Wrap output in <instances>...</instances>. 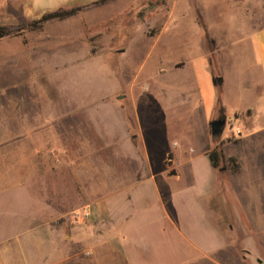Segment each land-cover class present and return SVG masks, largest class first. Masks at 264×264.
I'll return each instance as SVG.
<instances>
[{
	"label": "rangeland",
	"instance_id": "1",
	"mask_svg": "<svg viewBox=\"0 0 264 264\" xmlns=\"http://www.w3.org/2000/svg\"><path fill=\"white\" fill-rule=\"evenodd\" d=\"M243 1L96 0L35 27L21 16L0 26V264H97L80 231L49 234L44 223V234H37L46 210L42 197L54 190L34 188L25 167L52 168L46 178L57 183L66 209L52 225L63 232L95 224L91 190L102 186L104 176L149 172L144 151L154 167L164 168L166 150L178 175L147 185L161 182V199L178 207L177 228L159 230L165 221L153 219L159 198L152 191L150 206L130 207L129 226L118 231L217 234L211 245L231 247L233 263L241 258L242 264H264V168L257 166L264 159L256 154L264 152L263 139L246 135L245 128L235 137L227 124L216 136L208 124V150L219 144L224 155L214 169L200 150L202 118L195 116L191 93L193 55L205 40L209 51L227 50L226 40L237 39L238 32L220 29L243 24ZM180 58L183 66L170 63ZM213 66L215 74L223 71ZM227 103L236 104L233 92ZM136 187L130 192L142 199L146 184ZM82 208L91 215L74 221L71 212Z\"/></svg>",
	"mask_w": 264,
	"mask_h": 264
},
{
	"label": "crops",
	"instance_id": "2",
	"mask_svg": "<svg viewBox=\"0 0 264 264\" xmlns=\"http://www.w3.org/2000/svg\"><path fill=\"white\" fill-rule=\"evenodd\" d=\"M94 1L96 0H0V26L16 24L19 16L34 20L59 8L86 5ZM241 10L244 16L243 24L220 29V31L238 32L235 35L237 39L229 37L226 40L227 50L223 54L215 48L209 51L205 40V47L200 48L192 57L194 88L191 93L197 103L194 108L195 116L202 118V138L205 141L200 150L204 155H207L209 146L208 138L203 135L204 128L210 125L211 121L222 119L221 115L224 116V125L230 118H234L240 128L247 130L246 135L256 134L259 140L263 139L264 142V0H245ZM206 11L208 9L205 10V15L208 14ZM207 26L206 28H209ZM215 62L223 69L219 74L214 73L213 63ZM170 63H179L178 67H180L185 61L180 58ZM214 79L217 83H214ZM232 92L236 95V104L229 105L227 96ZM139 139L142 143L140 135ZM144 152V158L150 163L149 172L140 174L136 170L135 172L133 170L113 171L112 179L109 178V180L104 176L102 186L98 185L95 190H91V204H95L97 214L95 224L70 230L64 229L63 232L52 225L54 220L57 223L66 212V209L62 207L64 198L61 197L60 192L57 194V183H52V180L46 178L47 174H52V168L36 166L31 171L28 167L20 166L18 174L21 172L20 169L25 167L28 173L34 175V188L37 190L49 191V186H53V195L49 193L42 197L40 208L46 210L36 227L37 234H44V223L50 224L49 234H74L80 231V234H85L82 238L83 244H87L97 254V264H242L241 258H236L233 263L234 253L231 247L218 246L217 243L214 246L211 245L217 234H190V236L128 234L126 228L124 232L118 231V228L129 226L126 221H129L131 216L130 207L150 206L147 196L152 191L159 198L155 201L157 216L153 213V219L156 221L157 217L165 221L164 226H160L159 230L165 232L167 229L177 228L178 207L172 200L161 199L163 191L161 182L156 181L157 183L152 186L147 185L150 181H154L155 177L167 180L169 177L178 175L177 169L169 168L171 153L169 150L164 152L162 157L164 168L157 169L152 164L154 161L152 155ZM166 154L167 162H164ZM256 154L259 159H264L263 151H258ZM247 155L244 154V158L247 159ZM174 157L176 158L175 155ZM235 157L240 159L243 154L239 152ZM22 163H24L23 160ZM257 166L259 169L264 168V162L258 163ZM172 171L174 173H171ZM108 174L110 177V173ZM128 183H130L129 186L122 187ZM105 184L106 186L113 184V187H106ZM143 184H146L144 192L140 194V198H143L138 199L136 195L133 197L134 193L130 190L134 191L136 186ZM62 185L64 189L67 188V184ZM86 190L88 192V189ZM125 192H129L130 199H124ZM67 195L69 194L66 193ZM88 200L89 198L86 202H89ZM89 215H91L90 212Z\"/></svg>",
	"mask_w": 264,
	"mask_h": 264
},
{
	"label": "trees",
	"instance_id": "3",
	"mask_svg": "<svg viewBox=\"0 0 264 264\" xmlns=\"http://www.w3.org/2000/svg\"><path fill=\"white\" fill-rule=\"evenodd\" d=\"M99 1H105V0H99ZM80 8H81L80 6H74V7H69V8H59L57 10L47 12L41 15L38 19L31 20L30 25L32 27L33 26L35 27L36 24L49 20V19H63V18L69 17L75 14ZM3 35H5V32L3 31V28L0 27V37H2ZM214 83H217L216 79H214ZM220 117L224 119L223 115H221ZM207 155L213 167H218L220 163L224 161V155L222 153V149L219 144H216L214 147L209 149L207 151ZM227 160L232 162V166L234 167L235 170H237L238 165L236 164L235 159L233 157H228ZM220 167H223V166H220Z\"/></svg>",
	"mask_w": 264,
	"mask_h": 264
},
{
	"label": "built area",
	"instance_id": "4",
	"mask_svg": "<svg viewBox=\"0 0 264 264\" xmlns=\"http://www.w3.org/2000/svg\"><path fill=\"white\" fill-rule=\"evenodd\" d=\"M226 124L229 125L230 128H234L231 135H234L235 137H240L242 135V130L234 118H230ZM71 217L74 221L86 219L89 217V210L87 208L75 209L71 212Z\"/></svg>",
	"mask_w": 264,
	"mask_h": 264
},
{
	"label": "water",
	"instance_id": "5",
	"mask_svg": "<svg viewBox=\"0 0 264 264\" xmlns=\"http://www.w3.org/2000/svg\"><path fill=\"white\" fill-rule=\"evenodd\" d=\"M223 125H224V119H215L211 121L210 128H211L212 134H219L222 130ZM170 158H171V154H169V159ZM169 163H170V160H169ZM171 173H174V171H172Z\"/></svg>",
	"mask_w": 264,
	"mask_h": 264
}]
</instances>
